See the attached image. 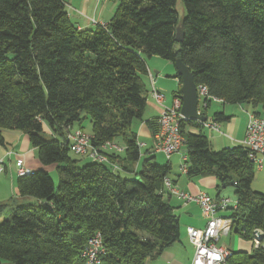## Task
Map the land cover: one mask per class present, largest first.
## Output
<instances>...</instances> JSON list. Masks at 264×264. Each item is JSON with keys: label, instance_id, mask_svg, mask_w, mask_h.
I'll return each instance as SVG.
<instances>
[{"label": "trees", "instance_id": "16d2710c", "mask_svg": "<svg viewBox=\"0 0 264 264\" xmlns=\"http://www.w3.org/2000/svg\"><path fill=\"white\" fill-rule=\"evenodd\" d=\"M114 1L105 25L81 28L67 0H0V143L1 129L21 130L42 164L59 172L58 185L45 167L18 176V196L36 201L0 203V216L9 212L0 220V261L86 264L83 251L99 232L102 264H146L180 239L179 217L165 199L172 164L156 162L151 149L141 161L133 126L144 120L150 94L148 57L182 58L209 95L264 113V0H182V18L178 0ZM231 117L218 110L211 119ZM87 118L93 145L121 139L125 150L105 151L108 162L75 153L68 133L75 124L83 130ZM157 118L147 119L152 137ZM181 132L184 173L215 176V198L228 197L222 185L235 181L231 232L252 240L255 228L264 229V192L252 188L257 167L248 148H213L198 119L183 120ZM224 264H264V248L233 250Z\"/></svg>", "mask_w": 264, "mask_h": 264}, {"label": "crops", "instance_id": "0c3cea01", "mask_svg": "<svg viewBox=\"0 0 264 264\" xmlns=\"http://www.w3.org/2000/svg\"><path fill=\"white\" fill-rule=\"evenodd\" d=\"M116 6L117 3L114 0H100V1L67 0V9L69 15L81 28L94 27L99 22H105V23L108 22V20L115 13ZM149 73H152L155 76L154 72L150 68H149ZM176 78H177L176 80H173V82H175L177 86V89L175 91L180 89L182 85V82L180 81L179 77L176 76ZM146 83L150 90L149 96H151L152 100L148 102L149 101V97H148L147 106L143 113L144 120L140 121L139 124L138 138H139V142H143L145 144L143 146L144 149L146 148L152 150V146H153L152 130L147 123V119H151L153 117L159 116L163 110V106L157 103L156 99L151 94L152 82L149 74L146 77ZM155 86H156V79H155ZM176 95H180V94H176ZM165 97L166 98L164 103L167 106H169V104L172 105L175 97L174 92L171 98L168 99L166 95ZM244 108L247 110L246 120H244V118L239 119L233 117L234 114H232L233 113L232 111H235V108L229 107V111H230L229 115H232L231 119L228 121V127H227L229 131L228 132L229 142L227 140L228 139L227 137H222L221 135L214 134L215 130L209 129L214 131V132L210 131L212 137L214 136L218 137L217 139H215L216 140L215 143L210 140L213 148L220 149L221 144L223 145L226 144V146H228V143L231 146L232 142H234L235 145L241 144V141L244 139L246 134V127H247L249 113L253 112L251 106L247 107L245 105ZM222 110H224L225 112L224 108ZM147 111L148 113L146 116L145 112ZM207 117H209L208 112H207ZM207 130L208 128H205L206 133ZM1 131L4 136V143H0V160L4 161L5 170L0 173V203L6 202L11 198H17L18 203H21L22 201H26V202L36 201L34 197L18 196L17 179L19 175L17 173V170H18L19 159H21L25 167L30 169L31 171L44 168L45 166L42 164L41 160L38 157V149L35 146H33L28 135L21 130L3 128L1 129ZM115 142L118 143L117 141ZM142 158L143 156H141V161ZM168 160H170L172 164V170L169 173L168 177L172 179L174 184H176L183 190L192 193H197L201 190L209 192L208 189H211L214 193L215 191H217L216 189L217 180L215 176L212 175L203 176V177L200 176L194 178L193 180L188 178V176L181 170L182 151L174 153L171 156V158ZM141 161H139L138 163L139 165L141 164ZM175 165L178 167L177 169H175ZM50 167L51 166L45 168L49 170ZM255 182H258L255 188L260 190L261 192H264V160L262 167L256 168L255 178L252 183L255 184ZM167 195L169 198L168 199L169 202L174 206V210L179 217L180 227H181L180 239L176 241L173 245L166 248L160 255L149 258L146 264H192V260L195 253V247L189 239L187 228L188 226L203 228L207 223V218L204 216L201 207L197 203L186 202L185 200L173 194L172 195L167 194ZM222 195H224L223 192ZM4 213L6 212H3L0 218L3 217ZM224 214L225 215L228 214V216L230 215V213H225V212ZM225 236L226 237H220V239L218 240V243L220 245H224L229 249H233L234 251L242 250L246 252H251L253 250L252 240L240 236L235 231L230 232ZM222 238H226V240H222ZM0 264H9V263L0 261Z\"/></svg>", "mask_w": 264, "mask_h": 264}, {"label": "built area", "instance_id": "2783aa9c", "mask_svg": "<svg viewBox=\"0 0 264 264\" xmlns=\"http://www.w3.org/2000/svg\"><path fill=\"white\" fill-rule=\"evenodd\" d=\"M99 23L102 25L106 24L105 22ZM149 75L152 82L151 94L154 96L157 103L163 106L166 98L165 93L159 91L154 86V75L152 73H149ZM197 86L198 109L201 113H203V110H201L200 103H202V107L206 109L209 99L222 102L221 98L209 95L207 86ZM181 107L182 99L180 95H177L174 97L172 106H165L158 116L157 129L155 133H153L152 150L154 152H162L168 158H171L174 153L183 150L185 137L181 132V122L188 118L182 114ZM202 123L205 128L215 131L220 130V125L213 119L207 118V120L202 121ZM68 139L71 149L75 153L88 156L90 159L98 162L109 161V157L105 151L114 150L122 152L125 150V146L111 140L99 145H93L91 134L79 128L72 129L68 133ZM241 144L248 148L249 158L255 163L256 167L261 168L264 160V113H249L246 134ZM139 145L143 147L145 144L139 142ZM4 170V161L0 160V173ZM181 170L185 173L188 170L187 155L184 150L182 151ZM30 172L31 170L26 168L23 161L19 159L18 175L22 176ZM165 184L173 195H176L186 202L197 203L201 207L204 216L207 218V223L203 228L195 226H188L187 228L189 239L195 247L192 264H224L226 259L233 254V250L224 245H220L218 240L222 235H227L231 232L233 220L230 216L223 215L222 212L227 210L231 204L235 205L237 201L235 200L234 203H232L229 197L215 198L209 192L203 190L197 193L185 191L174 184L169 177L165 178ZM252 241L255 247L264 248L263 228H255L253 230ZM104 253L105 247L103 246V239L98 232L90 237L82 255L86 264H102Z\"/></svg>", "mask_w": 264, "mask_h": 264}, {"label": "rangeland", "instance_id": "374dc122", "mask_svg": "<svg viewBox=\"0 0 264 264\" xmlns=\"http://www.w3.org/2000/svg\"><path fill=\"white\" fill-rule=\"evenodd\" d=\"M110 3V2H109ZM178 12H179V17L182 18L185 13H186V10H185V6H184V3L182 0H178V3H177V6H176ZM147 64L149 66V68L154 72L155 74V79H156V86H155V80H154V86L159 90H163L161 92L165 93V95L169 98L172 97V94L173 92L177 89V86H176V83L173 82V80H176V73H177V68H176V65L174 62L172 61H169L167 59H165L164 57H161L159 55H153L151 57H148L147 58ZM158 71V72H157ZM157 75V76H156ZM160 80V82H159ZM146 81V79H145ZM152 100L151 96H149V101L150 102ZM173 104V103H172ZM245 105L247 107H250V105L248 103H243V104H231V103H225L223 104V102H212L211 106L207 109V112H208V116L209 118H212V115L215 111L217 110H222L223 108L225 109V112L227 115H229L230 111H229V107H234L235 108V111H232L234 114L233 117H236V118H239V119H242L244 118V120H246L247 118V110L244 108ZM167 106L165 103H163V109L164 107ZM169 106H172L171 104H169ZM167 106V107H169ZM200 107H201V110L205 111L206 109L202 107V103H200ZM150 112V111H149ZM147 112H145V115L147 116ZM84 131L87 132V133H91L92 129H91V124H90V121H89V118L85 119L84 121ZM139 124H140V120H137L133 126L134 128L136 129V131L139 132ZM218 124L220 125V130L218 131H212V130H207V133L209 134V139L212 141V142H216L215 139H217L218 137H212L211 135V132H214V134H218V135H221L222 137H229L228 136V121H223V122H218ZM78 127V124H75L73 129ZM49 137L51 135H48ZM225 138V139H227ZM142 140V139H141ZM228 142H229V138L227 139ZM118 143L122 146H125V143L124 141H122L121 139H117ZM150 141V140H149ZM148 141V142H149ZM232 145H235L234 142H232ZM225 145L221 144V148H223ZM228 146L229 143H228ZM146 149V148H145ZM145 149L142 147L141 150L143 152V159L145 157ZM183 151V150H182ZM155 160L156 162L158 163H165L167 160H168V157L162 153V152H155ZM77 156V155H76ZM78 157V156H77ZM84 158V160H90V158L88 156H82ZM83 160V161H84ZM178 167L175 165V169H177ZM49 172L50 174L52 175V177L54 178L55 180V183L56 185H58V180H59V172L56 168L55 165H52L50 168H49ZM256 184H258V182H255V184L252 183V188L254 190H257V191H260L258 189L255 188V186H257ZM235 187L232 186V185H229L227 187H225L223 189V193L224 195H227L229 197H231V202L234 203V201L236 200V193H235ZM208 191L211 193V194H214V192L211 190V189H208ZM165 199L168 200V195H165ZM169 201V200H168ZM28 202L26 201H22L21 204H27ZM225 213H231V209H227L225 211L222 212L223 215ZM9 214V212H6L4 213L3 217L0 218V220L4 219L5 217H7ZM228 215V214H227ZM221 237H226L225 235H222ZM222 240H226V238H222ZM253 242V241H252ZM254 245V243H253ZM255 247V245H254Z\"/></svg>", "mask_w": 264, "mask_h": 264}, {"label": "water", "instance_id": "95a60500", "mask_svg": "<svg viewBox=\"0 0 264 264\" xmlns=\"http://www.w3.org/2000/svg\"><path fill=\"white\" fill-rule=\"evenodd\" d=\"M184 23L178 26L176 31V40L181 42L184 39ZM175 65L177 68V73L175 76L180 75L182 77V85H181V94L180 97L182 99V114L188 119H198L200 121H206L207 115L201 113L198 109V86L194 79L193 72L189 69V67L184 63L182 58H177L175 61ZM228 185L235 186L236 182L231 181L229 184L224 183L222 188L227 187ZM221 189L217 192L220 193Z\"/></svg>", "mask_w": 264, "mask_h": 264}]
</instances>
